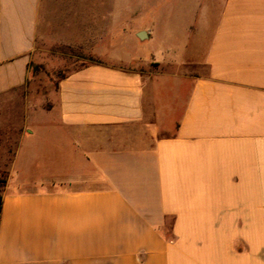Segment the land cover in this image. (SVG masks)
<instances>
[{
  "label": "crops",
  "instance_id": "0c3cea01",
  "mask_svg": "<svg viewBox=\"0 0 264 264\" xmlns=\"http://www.w3.org/2000/svg\"><path fill=\"white\" fill-rule=\"evenodd\" d=\"M57 47L93 62L0 120V264H264V0H0V107Z\"/></svg>",
  "mask_w": 264,
  "mask_h": 264
},
{
  "label": "rangeland",
  "instance_id": "374dc122",
  "mask_svg": "<svg viewBox=\"0 0 264 264\" xmlns=\"http://www.w3.org/2000/svg\"><path fill=\"white\" fill-rule=\"evenodd\" d=\"M134 7H144V0H130ZM171 3L173 0H167ZM200 1V0H198ZM136 17L144 18V9L137 13ZM144 22V21H143ZM51 65L36 67L35 78L28 84L25 91L12 92L9 100L0 107V120H6L12 128V134L21 128L20 120L29 112H39L48 108L50 102L55 100V92L58 80L75 69L92 63L86 54L74 48L57 47L53 50ZM103 63V62H102ZM2 190V179L0 178V191ZM170 220H167L163 233L169 235Z\"/></svg>",
  "mask_w": 264,
  "mask_h": 264
},
{
  "label": "trees",
  "instance_id": "16d2710c",
  "mask_svg": "<svg viewBox=\"0 0 264 264\" xmlns=\"http://www.w3.org/2000/svg\"><path fill=\"white\" fill-rule=\"evenodd\" d=\"M1 210H2V193L0 191V214H1Z\"/></svg>",
  "mask_w": 264,
  "mask_h": 264
}]
</instances>
